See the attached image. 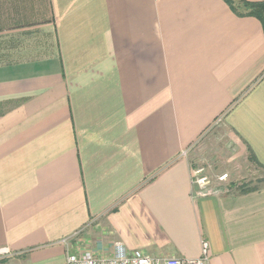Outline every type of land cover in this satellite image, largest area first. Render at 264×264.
I'll use <instances>...</instances> for the list:
<instances>
[{
	"label": "crops",
	"instance_id": "crops-1",
	"mask_svg": "<svg viewBox=\"0 0 264 264\" xmlns=\"http://www.w3.org/2000/svg\"><path fill=\"white\" fill-rule=\"evenodd\" d=\"M195 164L230 192L195 198ZM77 232L97 253L197 258L206 239L212 264H264L258 18L227 0H0V264H65Z\"/></svg>",
	"mask_w": 264,
	"mask_h": 264
},
{
	"label": "built area",
	"instance_id": "built-area-1",
	"mask_svg": "<svg viewBox=\"0 0 264 264\" xmlns=\"http://www.w3.org/2000/svg\"><path fill=\"white\" fill-rule=\"evenodd\" d=\"M223 116L215 121L220 124ZM183 151V154H186ZM230 173L224 172L216 177L209 173L205 164H195L192 168L193 195L195 198L218 196L230 192L228 182ZM80 232L64 238L62 243L66 245L65 264H212L210 242L202 240L201 255L197 258H184L168 255H154L143 250H131L128 252L116 251L110 253H97L92 249L75 248ZM15 253L9 247L0 248V260L11 258Z\"/></svg>",
	"mask_w": 264,
	"mask_h": 264
},
{
	"label": "trees",
	"instance_id": "trees-1",
	"mask_svg": "<svg viewBox=\"0 0 264 264\" xmlns=\"http://www.w3.org/2000/svg\"><path fill=\"white\" fill-rule=\"evenodd\" d=\"M227 2L236 13L258 18L264 28V1L227 0Z\"/></svg>",
	"mask_w": 264,
	"mask_h": 264
}]
</instances>
